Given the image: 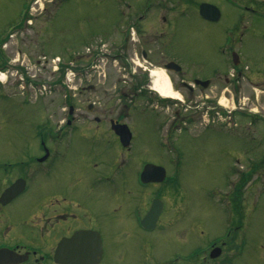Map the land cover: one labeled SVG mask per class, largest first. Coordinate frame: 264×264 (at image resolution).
<instances>
[{"label": "flooded vegetation", "instance_id": "1", "mask_svg": "<svg viewBox=\"0 0 264 264\" xmlns=\"http://www.w3.org/2000/svg\"><path fill=\"white\" fill-rule=\"evenodd\" d=\"M113 3L117 23L96 51L86 46L75 53L74 78L55 82L62 94L51 108L44 96L16 99L0 89V264H264V244L256 246L249 218L256 198L248 190L264 187V114L241 113L239 105L264 83V53L248 59L240 32L249 18L264 22V0ZM201 4L210 5L216 19L204 17ZM220 5L235 18L232 24L209 44L213 53L206 42L192 48L193 8L202 20L218 23ZM29 8L22 11L24 21ZM183 19L185 34L176 27ZM5 41L0 78L13 68L10 61L24 69L19 59L6 58ZM156 72L171 96L156 87ZM149 104L232 118L219 129L237 143L226 177L225 223L193 220L188 192L180 187L183 154L171 129H182L177 117L186 125L192 117L174 111L170 129L162 134L158 127L157 135L158 114L145 111ZM242 117L246 124L238 121ZM146 130L154 136L151 146L140 140Z\"/></svg>", "mask_w": 264, "mask_h": 264}, {"label": "rangeland", "instance_id": "2", "mask_svg": "<svg viewBox=\"0 0 264 264\" xmlns=\"http://www.w3.org/2000/svg\"><path fill=\"white\" fill-rule=\"evenodd\" d=\"M112 1L118 0H0V41L6 40L3 44L7 50L6 58L19 59V63L24 68L20 70L10 61L9 64L13 68L1 72L4 77L0 78L3 80L0 89L10 98L16 97V99L22 95L32 96L33 100L44 96L51 108L59 100L57 97L62 94L55 82L69 79L71 83L74 78L75 53L83 51L86 46L96 51V45L100 43L101 37L110 26L117 23V20L111 18L113 13L110 7L115 5ZM26 5L30 6L27 9L30 13L26 21L22 22L24 15L22 11ZM219 7L222 11V19L218 23L202 20L196 14L195 7L193 8L192 18L188 22L194 42L192 48H199L206 42L208 50L213 53L209 44L217 41L218 33L227 29L235 19L226 6ZM116 14L118 15V12ZM185 25L186 20H178L177 31L185 34ZM245 26L246 28L240 32L245 44V54L252 60L254 56L264 53V22H256L249 18ZM17 52L23 54L17 57ZM25 65H27L26 69ZM28 79L31 81L30 85L26 82ZM2 91L0 97L5 96ZM251 91L250 94L248 92L244 94V104H239L244 109L240 112L257 110L264 114V83L254 86ZM221 102L224 106H232L223 98ZM149 105L145 111L151 116L158 114L154 116L160 122V125L154 128L157 135L158 127H162V134L171 127L174 111H179L183 117H192L193 120L187 125L182 124L181 118L177 117V125L179 124L182 129H171V140L173 138L174 145L178 146L183 154L179 169L183 181L180 187L183 188V192H188V210L194 216L193 220L197 219L199 223L208 226L225 223L227 212L223 198L224 193L230 190L226 177L230 167L234 165L237 143L219 129L232 122V118L218 116L216 113L201 117L200 112L199 115L194 114L192 112L194 109L184 105H173L168 108ZM189 105L195 104L188 103ZM198 106L200 107L201 104ZM215 106L218 108V104ZM235 106H238V103ZM238 121L247 123L243 117ZM140 140L149 146L155 143L154 136L149 130L141 133ZM172 168L169 167V171ZM255 186L260 189L263 187L260 184H252L248 189L250 195L256 198L251 204L255 208V214L251 213L249 218L251 226L255 225V230L252 231L255 234L254 241L256 246H260L264 244V237H259V233L264 230V190L259 195L257 189L254 192ZM179 191L181 190H177ZM256 253L258 254L259 251L257 250ZM244 263L253 264L249 263V260H245L242 264Z\"/></svg>", "mask_w": 264, "mask_h": 264}, {"label": "bare ground", "instance_id": "3", "mask_svg": "<svg viewBox=\"0 0 264 264\" xmlns=\"http://www.w3.org/2000/svg\"><path fill=\"white\" fill-rule=\"evenodd\" d=\"M156 80L155 84L158 87V90L163 96H171L172 92L169 89L167 80L163 77L162 73L156 72L155 74Z\"/></svg>", "mask_w": 264, "mask_h": 264}, {"label": "water", "instance_id": "4", "mask_svg": "<svg viewBox=\"0 0 264 264\" xmlns=\"http://www.w3.org/2000/svg\"><path fill=\"white\" fill-rule=\"evenodd\" d=\"M209 7H211V6L208 5V4H201V5H200V13H201L204 17H206V18H210L211 20L216 19V17L218 16L217 14H216V16H214V17H210V16H212V15H209L210 13L208 14V9H209ZM216 10H217V9H216ZM217 12H218V10H217ZM150 166H151V165H150ZM161 169H162V171H164L163 168H161ZM150 171H151L150 168L146 166L145 169H144V174L147 175ZM160 174L163 175V173H160ZM152 215H153V212L150 211L149 214L147 215V218L152 217Z\"/></svg>", "mask_w": 264, "mask_h": 264}]
</instances>
